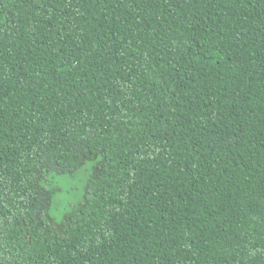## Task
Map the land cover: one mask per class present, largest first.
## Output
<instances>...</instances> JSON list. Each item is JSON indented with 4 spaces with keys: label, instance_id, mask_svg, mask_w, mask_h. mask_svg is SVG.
<instances>
[{
    "label": "trees",
    "instance_id": "obj_1",
    "mask_svg": "<svg viewBox=\"0 0 264 264\" xmlns=\"http://www.w3.org/2000/svg\"><path fill=\"white\" fill-rule=\"evenodd\" d=\"M0 264H264V0H0Z\"/></svg>",
    "mask_w": 264,
    "mask_h": 264
},
{
    "label": "rangeland",
    "instance_id": "obj_2",
    "mask_svg": "<svg viewBox=\"0 0 264 264\" xmlns=\"http://www.w3.org/2000/svg\"><path fill=\"white\" fill-rule=\"evenodd\" d=\"M89 165L83 167L80 171L73 173L70 176H55L52 178L54 183L59 186L58 210L59 215L65 209L70 207L82 197V191L86 183V174L88 175ZM62 200L63 205L60 202Z\"/></svg>",
    "mask_w": 264,
    "mask_h": 264
}]
</instances>
